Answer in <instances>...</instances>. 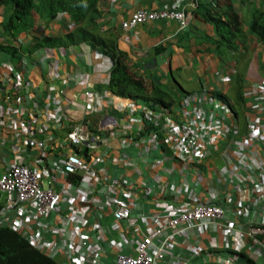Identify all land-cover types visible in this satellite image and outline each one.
Here are the masks:
<instances>
[{"label": "built area", "instance_id": "1", "mask_svg": "<svg viewBox=\"0 0 264 264\" xmlns=\"http://www.w3.org/2000/svg\"><path fill=\"white\" fill-rule=\"evenodd\" d=\"M181 17L143 12L135 21ZM5 65L0 228L56 264H233L218 243L231 237L241 242L238 253L264 258V85L254 89L242 134L226 103L195 97L169 118L166 143L152 146L129 137L123 114L108 120L110 133L65 120L48 72L32 81ZM164 150L165 157L148 159ZM215 154L223 160L216 183L196 191L203 175L188 178L183 166Z\"/></svg>", "mask_w": 264, "mask_h": 264}, {"label": "crops", "instance_id": "2", "mask_svg": "<svg viewBox=\"0 0 264 264\" xmlns=\"http://www.w3.org/2000/svg\"><path fill=\"white\" fill-rule=\"evenodd\" d=\"M216 2L219 7L212 10L211 0H203L194 13L191 26L179 33L177 31L179 25L175 22L152 23L139 26L130 32L123 31L121 24L138 9L158 11L166 6L179 5L182 0H102L99 6L101 16L94 32L101 37L115 39L117 37L119 49L125 52L127 59L129 57L132 70L138 75L156 78L158 75H168L174 71L182 75V80L187 86L193 87L190 90L193 92L204 87L212 91H226L231 97H235L240 91L245 100H243L245 114L249 116L254 104V99L247 97V94L251 93L250 86L254 82H264V45L256 36L248 32V26L253 19L254 11L259 10L264 15V0H216ZM206 12H211L213 17L217 16L222 20H226L230 12L243 17L244 37L238 42L236 55L231 56L226 51L222 52L221 44H217L219 39L214 25L203 19ZM68 22L67 17L62 15L49 24L44 20H37L31 33L43 36L44 27L51 25L57 34H62L68 27ZM169 37L172 39L167 40L166 38ZM82 45L81 55L67 53L59 57V79L52 86L53 88L69 87L65 81H70V88L66 89L65 94L70 97L71 102L74 99L79 101L82 97L84 89L82 82L106 81L113 68L109 58L93 52L86 44ZM158 47L161 48L159 55L156 52ZM146 50L149 56L143 54ZM219 75L228 77H225L226 82L218 80ZM31 76L38 80L39 70L35 68ZM45 95L44 92L41 94V96ZM74 106L72 108L67 99L62 102V107L68 116L72 114ZM241 120L242 134L245 123L242 117ZM208 163L214 167H222L223 160L220 156H214L213 161L209 160ZM212 240L215 242L214 238ZM208 241L209 239L206 238L205 243ZM220 241L222 244L233 242V246H241L238 239ZM258 261H264V258Z\"/></svg>", "mask_w": 264, "mask_h": 264}, {"label": "clouds", "instance_id": "3", "mask_svg": "<svg viewBox=\"0 0 264 264\" xmlns=\"http://www.w3.org/2000/svg\"><path fill=\"white\" fill-rule=\"evenodd\" d=\"M203 0H182V3L179 5H173V6H166L161 10L158 11H150L147 9H138L134 13L131 14L129 19L124 21L121 24V28L125 32L134 31L139 26H145L152 23H158V22H169V23H177L179 26L178 32H182L185 29H188L191 26V23L194 20V13L199 9L201 3ZM100 6V5H99ZM218 6V3L216 0H211V6L210 8L216 9ZM256 10L254 15L258 13ZM100 12V10H99ZM147 13L152 15H159L164 12L174 13L181 15L182 17L180 19L178 18H156L154 20H148L146 22H138L135 21V16L139 13ZM4 11L3 9H0V46L3 47H17L21 49H27L30 50L32 53L29 55V51H27V54L23 55L20 62L16 58H12V54L9 52L2 51L0 52V74L5 76L6 74L9 75V69H5L4 64L11 65L9 61H12L13 66V73H17L16 70L19 68L18 73L21 74L24 77V73L26 70H28L27 77L31 76L34 69L37 68L39 70L40 76L38 80L34 79L32 81H41L42 74L44 72H48L51 76V82L49 83V86L52 88L51 95H56L57 98L63 102V100L67 99V102L71 104L72 108L73 105H79L78 103L82 102L81 106L85 109L83 112V118L85 122L90 121L94 126L104 130L107 133H110V128H107L108 125L110 126V123L108 120L117 121L118 123V115L123 114L125 115V123L126 126V132L128 133L129 137H133L136 139H143L146 141L147 144H150L154 146L155 144L162 145L161 138L163 140V143H166L165 136L162 132V130L165 129V126L167 125V122L170 117H173L179 110V107H181L182 103H185L187 100H191L192 98H202L207 99L208 101L213 100L215 101L219 106H222L221 104H227L226 108L230 111V116L234 118L238 123L243 122L241 120V117L244 120V123L246 121V114L243 107V110L241 112V117L237 116L235 106L236 103V96L231 97L226 91H212L208 88H201L199 91H186L182 84L184 85V81L182 80V75L177 72H170L168 75L159 76L156 78H152L151 76H145V75H138L133 72L131 63L129 62V57L127 59V55L123 53L119 49L118 46V40L117 41V47L119 51H121L125 55V60L123 61L124 65L127 67V74L129 75V79L131 81L141 79L147 93L143 92H137L134 91L131 92L132 97L131 98H122L112 95L110 92H100L98 87L99 86H106L109 84L111 79V72L114 69L115 63L109 58V56L101 53L98 50H95L92 45L87 41H81L76 40L75 43H67L66 40L69 41V39L65 38L67 34L74 31L76 28L80 27H86L90 32L96 34L94 32V29L96 28V24L98 19L101 16V12L99 16H96L94 19V23L90 24H84L80 23L79 25H75L70 18L66 14H59L58 16H66L68 19V27H66L65 32L62 34H57L54 28L51 27V25H46L44 27V34L43 36H37L33 35L31 31L33 30L34 26L31 28L30 32H23L18 34L15 37L8 36L4 29H3V18H4ZM210 15L213 19L217 20L219 22L218 26L214 25L216 30V36L219 39V43L221 44L222 52L226 51L229 53V55L234 56L238 53V46H239V40H241L244 37V21L243 17L241 15H238L236 13L230 12L228 13V17L226 20H222L221 18L215 16H212V13L210 12ZM220 15V14H218ZM57 16V18H58ZM221 16V15H220ZM235 16L239 19L241 26L237 28H232L229 26V23L232 22V17ZM254 17V16H253ZM56 18V19H57ZM35 23L37 20H44L47 22V24L54 22L48 21L45 19H40L37 16L34 17ZM252 23V22H251ZM250 23V25H251ZM250 25L248 26V32L254 36H256L260 42L264 45V42L257 36L256 34L252 33L250 31ZM237 34L235 38H233L231 35H227L230 33V31ZM240 30V32H239ZM239 32V34H238ZM29 34V35H27ZM97 35V34H96ZM101 37L100 35H98ZM224 36H227V38H231V42H227L224 38ZM25 37V38H23ZM101 38H108V39H115L110 37H101ZM44 39H51L52 46L44 45V46H37V43L43 41ZM167 40L172 39V37L166 38ZM82 44L88 45L91 50L95 53H97L100 56H105L109 58L113 64V68L109 74V77H107V80H101L96 83H92L90 81L82 82L84 89L82 90V97L79 101L73 100L70 101V97L68 95L66 96L65 91L66 89L70 88V81L66 80L69 87H62V88H53L54 82L59 79V57L65 56L68 54H79L81 55L82 52ZM234 46L233 49H230L229 47ZM160 48V47H158ZM156 48V52L157 49ZM161 49V48H160ZM23 53V51H22ZM160 52H157L159 55ZM145 56H149V52L146 50L143 53ZM220 55V54H218ZM31 56V59L30 57ZM24 58H29V63H31L32 66L26 65L24 63ZM6 59V60H5ZM5 65V66H6ZM22 69V70H20ZM89 74V73H88ZM173 76V80L175 82V86L170 87L169 91H167L166 87H168L165 84H168L169 77ZM220 76V75H219ZM177 77V79L175 78ZM228 78V77H227ZM218 80H221L223 82H226V78L223 76H220ZM82 81V79H81ZM151 82V83H150ZM65 85V83H64ZM257 85H264L263 81L260 82H254L252 86H250L251 93L250 95L247 94V97H249L251 100L254 98V89ZM162 91L170 97L168 99H162L159 96V92ZM87 93H89L92 96L91 102H93V109L91 111L87 110ZM77 96L79 97V93L77 92ZM243 97V96H242ZM244 100V97H243ZM245 101V100H244ZM65 114V120L72 118V120H81V118H77L74 110H72V114L68 116L65 111H63ZM130 115V116H129ZM153 116V118H152ZM104 118V122L99 124V121ZM78 122V121H77ZM245 126V125H244ZM161 132V135L159 136ZM157 137V139H155ZM150 139H154L155 141L152 143H149ZM110 145H112L114 148H116V144L112 141L110 142ZM156 149H160L156 148ZM157 153V154H156ZM167 152L164 150L162 153L155 152V156L149 157L148 159H158L160 157H165ZM218 156V155H214ZM211 156L209 158L200 160L199 162L190 163L188 165H184L183 168H185V171L187 172V177L192 178L194 175V172L197 170L200 174L203 175V179L200 183H194L197 185H193L196 188V191H204L206 189L207 185H210L212 187L213 183H216V168L220 167H214L211 164L208 163L209 160L213 161V157ZM211 176V177H210ZM213 188V187H212ZM212 190V189H211ZM0 205L2 206L1 210L3 209V205L0 202ZM0 210V211H1ZM231 239H238V237H231ZM231 239H227L228 241H231ZM240 242V240L238 239ZM219 243V251L222 252V255L229 256L233 262V264H264V262L259 263L257 259L249 257L245 252L238 253L235 250H240L242 245L240 247L233 246V242L222 244L221 241ZM241 243V242H240ZM230 246L233 247L232 251H228L230 249ZM32 247V246H31ZM33 248V247H32ZM35 249V248H34ZM37 250V249H35ZM38 251V250H37ZM225 251V252H224ZM39 252V251H38ZM40 253V252H39ZM41 254V253H40ZM43 255V254H42ZM45 256V255H44ZM47 257V256H46ZM49 258V257H48ZM51 259V258H50ZM192 262L190 264H211V263H203L199 261V259H192ZM162 264H165V262H161Z\"/></svg>", "mask_w": 264, "mask_h": 264}, {"label": "trees", "instance_id": "4", "mask_svg": "<svg viewBox=\"0 0 264 264\" xmlns=\"http://www.w3.org/2000/svg\"><path fill=\"white\" fill-rule=\"evenodd\" d=\"M102 0H0V9L4 11L3 29L10 37H15L23 32H30L35 24L34 17L53 21L59 14H66L70 20L77 26L80 23L90 24L95 22L96 16L100 15L99 5ZM252 19L250 31L264 42V15L257 11ZM203 19L218 26L219 22L213 19L210 12L203 15ZM232 28H239L241 23L235 16L229 23ZM240 32V30H239ZM238 32V34H239ZM227 35L233 38L237 36L232 30ZM69 39V43H75L76 40L89 42L95 50L109 56L115 63L111 72V79L108 85L99 86L100 92H110L112 95L122 98H131V92H145L146 90L141 79L131 81L127 74V67L124 65L125 55L119 51L116 39L101 38L90 32L86 27L76 28L65 36ZM77 38V39H76ZM227 42H231V38L224 36ZM51 39H44L37 43V46H52ZM233 49L232 45L229 47ZM5 51L12 54V58L21 61L23 55L27 54V49L17 47L0 46V52ZM23 51V53H22ZM161 49L158 48L157 52ZM32 52V51H31ZM29 53L31 55L32 53ZM31 59V56H29ZM22 70V69H20ZM79 83V81H78ZM159 96L162 99H168L170 95L160 91ZM235 106L236 114L239 118L243 110V97L238 91L236 95ZM245 125V124H244ZM80 179L76 180L79 183ZM2 206L0 205V210ZM0 264H56V262L31 247V245L23 239L18 233L10 228H0Z\"/></svg>", "mask_w": 264, "mask_h": 264}, {"label": "rangeland", "instance_id": "5", "mask_svg": "<svg viewBox=\"0 0 264 264\" xmlns=\"http://www.w3.org/2000/svg\"><path fill=\"white\" fill-rule=\"evenodd\" d=\"M254 13H255V11L253 12V15H254ZM66 42L68 43V40H66ZM6 60V59H5ZM10 62V64L12 65V61H9ZM24 63L26 64V65H29V66H32L31 65V63H29V58L27 59V58H24ZM18 70H19V68L16 70V72L18 73ZM27 73H28V70H26V72L24 73V76L26 77L27 76ZM224 78L226 77V76H223ZM176 79H177V77H175ZM227 78V77H226ZM178 80V79H177ZM151 83V82H150ZM165 85H167L168 87H166V89H167V91H169V88L170 87H173V86H175V82H174V80H173V76H170L169 77V81H168V84H165ZM182 86L184 87V89L186 90V91H190V90H192L193 89V87H191V86H187L186 84L185 85H183L182 84ZM79 105H75L74 106V113H75V115H76V117L77 118H83V112H84V108L81 106V104H82V102H80V103H78ZM157 154V153H156Z\"/></svg>", "mask_w": 264, "mask_h": 264}]
</instances>
